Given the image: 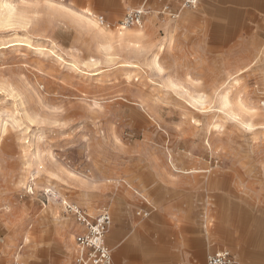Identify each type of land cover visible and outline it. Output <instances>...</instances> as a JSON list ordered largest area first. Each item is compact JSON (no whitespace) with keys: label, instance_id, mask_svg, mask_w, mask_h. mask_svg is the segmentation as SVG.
<instances>
[{"label":"rangeland","instance_id":"1","mask_svg":"<svg viewBox=\"0 0 264 264\" xmlns=\"http://www.w3.org/2000/svg\"><path fill=\"white\" fill-rule=\"evenodd\" d=\"M7 1L14 14L6 18L0 3V217L22 227L21 250L41 239L37 226L54 217H69L72 230L75 218L63 201L87 212L76 199L91 185L118 191L139 171L167 186L166 179H184L201 187L204 208L217 178L223 184L228 173L264 171V124L245 110L252 104L263 111L264 38L245 49L243 35L228 34V14L211 12L204 0ZM138 7L145 12L139 25L117 26ZM23 10L32 16L27 28ZM187 10L193 13L185 17ZM74 14L113 35L134 33L124 36L129 47L104 49L97 26L84 28ZM194 36L205 52L197 63L180 53ZM189 168L200 171L182 173ZM219 191L229 216L246 218L236 235L264 234V188ZM96 198L92 203L109 210ZM137 210L138 217L148 213ZM58 259L54 254L51 264ZM169 262L177 261L162 264Z\"/></svg>","mask_w":264,"mask_h":264},{"label":"crops","instance_id":"2","mask_svg":"<svg viewBox=\"0 0 264 264\" xmlns=\"http://www.w3.org/2000/svg\"><path fill=\"white\" fill-rule=\"evenodd\" d=\"M218 1L221 0H204L211 12H224L228 14V18H232L228 34L243 35L245 49L250 50L253 44L264 38V19L261 17L264 15V0H227L238 4V7L228 8H220L216 4ZM192 13L187 10L183 16H190ZM239 18L242 19L241 27L236 25V19ZM190 38L194 39L187 41L180 53L189 61L197 63L205 52L196 36ZM249 117H258L259 123L264 124V109ZM260 169L261 167L246 168L240 171L242 178L228 173V180L223 184L219 178L214 180L211 186L212 201L204 202V208L198 202L201 187L196 183L184 179L178 182L166 179L164 182L171 185L167 186L158 182L157 178L147 182V174L140 171L126 175V187L118 191L110 184L91 185L87 187L89 190H80L83 195H78L76 201L87 206V213L92 216L101 210V205L92 203L94 196L108 204L111 225L105 241L111 249L113 264H162L174 260L185 264H205L207 254L220 249H234L236 257L244 264H264V234L260 233L256 237L254 231L244 229L241 234L236 235L235 229L238 230L241 225L247 226L244 223L246 218L229 216V209L221 203L224 194L219 191L224 187L264 188V171ZM199 171L189 168L182 170V173ZM190 193L194 197H189ZM202 208L204 225L200 220ZM134 210L138 212L136 215H140L141 210H147L148 213L138 217L134 215ZM237 215L240 216L238 212ZM12 220L8 216L0 217V264H51L54 254L59 258V264L71 262L76 249L75 234L80 226L75 222L71 230L72 222L69 217L64 220L66 225L55 222V219L45 226L39 224L37 228L41 239L31 242L25 250H21V246L17 247L22 227ZM248 226L252 224L249 223ZM23 238L25 243L30 242L28 235ZM214 246L218 247L211 250ZM170 263L176 262L168 264ZM238 263L241 264L240 261Z\"/></svg>","mask_w":264,"mask_h":264},{"label":"built area","instance_id":"3","mask_svg":"<svg viewBox=\"0 0 264 264\" xmlns=\"http://www.w3.org/2000/svg\"><path fill=\"white\" fill-rule=\"evenodd\" d=\"M185 6H195L199 0H182ZM142 7L133 8L126 12L118 27L126 28L139 25L144 15ZM259 105L264 108V93L259 99ZM75 222L80 226L75 234L76 249L69 264H113L110 247L105 237L111 225L109 210L103 208L95 215L88 214L75 204L66 206ZM13 264H17L14 262ZM170 264H185L176 262ZM205 264H239L234 254L228 249H220L207 254Z\"/></svg>","mask_w":264,"mask_h":264},{"label":"bare ground","instance_id":"4","mask_svg":"<svg viewBox=\"0 0 264 264\" xmlns=\"http://www.w3.org/2000/svg\"><path fill=\"white\" fill-rule=\"evenodd\" d=\"M0 3H1V7H3L4 9H7L8 11V15L6 16V18H10V17H12V15L14 14V8H12V7H10L11 6V4H9V2L7 1V0H2V1H0ZM0 7V8H1ZM64 8H66V9H68L67 7H64ZM64 10V9H63ZM62 10V11H63ZM69 11H71L70 9H68ZM25 10H23V22L25 23L24 24V26H26V28L28 27V25L30 24V20L32 19L31 17H29V16H27V14H25V12H24ZM32 13H34V12H32ZM37 13V12H36ZM67 13H68V11H67ZM69 13H71V12H69ZM89 14V13H88ZM91 15V14H90ZM71 16V15H70ZM92 16V15H91ZM72 18V20L75 22V23H78V24H81L82 22H84L83 24H82V26H84V28H86V29H89V28H92V27H96L97 26V31H96V33H95V35H96V37L95 38H98V39H100V38H103V39H105V42L103 43V45H102V47L104 48V49H107V50H109V49H111V48H113L114 46H117L118 48H120V49H125V48H127V47H129V45L128 44H126L125 42H124V36L125 35H129V34H131V35H133L134 33H129V32H121V31H119L117 34H115V35H113V34H111V33H107V31L105 30V29H103L102 27H100L97 23H96V21L92 18V17H89V16H87V15H83V14H74V15H72L71 16ZM5 18V19H6ZM32 23V22H31ZM31 27V26H30ZM135 36V35H134ZM131 37V36H130ZM133 37V36H132ZM127 42V41H126ZM128 43V42H127ZM262 109H264V108H262ZM245 110H247L246 111V113L247 114H249L250 116H252V114H255L256 113V107L255 106H253L252 104L251 105H249V106H247V107H245ZM256 116V115H255ZM83 195V194H82ZM81 195V196H82ZM63 205H68V203H67V201L66 200H64L63 201ZM78 206V205H77ZM87 207V206H86ZM54 208V207H53ZM67 209V208H66ZM88 212H90V210L88 211ZM52 213V212H51ZM59 218L60 217H54V219H55V222L56 221H58L59 220ZM54 221V220H53ZM61 224H63V225H66L65 224V222H60ZM66 228V227H65Z\"/></svg>","mask_w":264,"mask_h":264}]
</instances>
